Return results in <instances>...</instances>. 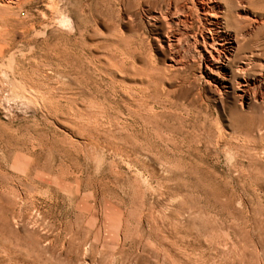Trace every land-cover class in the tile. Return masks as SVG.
I'll use <instances>...</instances> for the list:
<instances>
[{
  "label": "rangeland",
  "instance_id": "1",
  "mask_svg": "<svg viewBox=\"0 0 264 264\" xmlns=\"http://www.w3.org/2000/svg\"><path fill=\"white\" fill-rule=\"evenodd\" d=\"M136 4L0 0V264H264V115Z\"/></svg>",
  "mask_w": 264,
  "mask_h": 264
},
{
  "label": "bare ground",
  "instance_id": "2",
  "mask_svg": "<svg viewBox=\"0 0 264 264\" xmlns=\"http://www.w3.org/2000/svg\"><path fill=\"white\" fill-rule=\"evenodd\" d=\"M136 1L150 23L164 22L169 65L184 66L187 51L219 93L233 91L245 110L235 120L264 115V0Z\"/></svg>",
  "mask_w": 264,
  "mask_h": 264
}]
</instances>
